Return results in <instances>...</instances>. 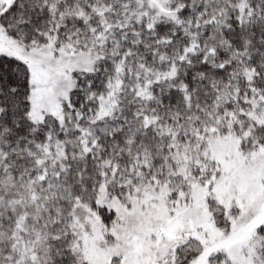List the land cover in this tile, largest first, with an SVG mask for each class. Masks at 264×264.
I'll use <instances>...</instances> for the list:
<instances>
[{
    "label": "snow or ice",
    "instance_id": "1",
    "mask_svg": "<svg viewBox=\"0 0 264 264\" xmlns=\"http://www.w3.org/2000/svg\"><path fill=\"white\" fill-rule=\"evenodd\" d=\"M0 264H264V0H0Z\"/></svg>",
    "mask_w": 264,
    "mask_h": 264
}]
</instances>
